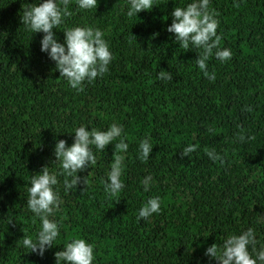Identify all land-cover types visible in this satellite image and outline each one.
Listing matches in <instances>:
<instances>
[{
	"label": "trees",
	"instance_id": "obj_1",
	"mask_svg": "<svg viewBox=\"0 0 264 264\" xmlns=\"http://www.w3.org/2000/svg\"><path fill=\"white\" fill-rule=\"evenodd\" d=\"M36 2L0 0V264H56L55 253L73 238L94 245L93 264H218L206 249L249 227L259 250L264 245V0H210L220 47L233 53L227 62L209 59L214 81L196 64L199 50L184 51L167 31L173 8L193 0H154L150 11L132 17L129 0H98L91 10L71 0L73 14L62 29H100L114 56L109 71L86 81L83 92L59 77L55 61L41 51L44 34L22 24L23 8ZM53 31L64 43L63 30ZM163 70L171 72V81L157 78ZM113 123L123 127L129 145L120 153L125 156L121 193L109 197L104 188L114 144L104 151L93 148L97 164L78 173L88 175L87 186L81 182L65 191L56 142L71 146L79 126L107 130ZM145 138L153 145L146 163L139 159ZM189 144L197 150L182 158ZM213 149L223 164L206 154ZM45 165L58 174L55 190L63 203L50 217L60 235L40 256L22 240L24 234L35 239L42 226L27 198L32 176ZM149 175L153 183L145 192L141 181ZM157 196L161 212L138 220L139 210ZM249 251L255 258L251 246Z\"/></svg>",
	"mask_w": 264,
	"mask_h": 264
},
{
	"label": "clouds",
	"instance_id": "obj_2",
	"mask_svg": "<svg viewBox=\"0 0 264 264\" xmlns=\"http://www.w3.org/2000/svg\"><path fill=\"white\" fill-rule=\"evenodd\" d=\"M71 0H38L30 7L23 8L21 21L26 28L34 33H43L41 39V51L46 52L51 60L55 61L56 69L60 76L64 77L71 88L77 92L84 91V83L93 82L97 77H102L109 71V65L114 59L108 42L104 39V33L91 26L72 27L62 29L65 19L72 16L69 10ZM77 7L83 10L97 9L98 0H76ZM127 15L132 17L142 10H151L155 5L154 0H129ZM238 6V5H236ZM217 13L210 8V0H193L186 7H174L171 12L172 22L167 27L169 33H173L179 46L188 51L195 49L198 58L195 60L204 77L210 81L216 78L215 72H208V61L215 56L221 62L232 59L231 49H221L222 37L217 34L219 21ZM54 29L63 30L65 42L60 43ZM158 79L171 81V72L163 70L158 74ZM251 110L250 108L248 109ZM212 131V129H208ZM74 142L71 146L60 139L54 147L55 161L61 166L60 175L64 176L65 191L76 188L81 182L87 186V176L81 177L79 172L97 164V158L93 148L104 151L109 144H114L113 162L108 173V180L104 182L105 192L109 197L118 196L124 188L121 176L124 170L125 156L120 154L127 152L128 143L122 138L123 127L113 123L107 130H98L81 125L75 130ZM254 139V137H250ZM118 142H115L117 141ZM239 140L243 142L245 136L241 134ZM115 142V143H114ZM153 145L145 138L139 143V159L147 162ZM197 150L195 144H189L181 151V157H189ZM206 154L213 160L224 163V158L215 150H209ZM31 178V186L28 189L27 207L41 221V229L35 239L26 234L23 235L22 245L29 252L44 255L47 248L54 245V241L60 235V228L54 219H50L59 210L61 200L55 186L59 183L58 174L50 172L45 165ZM89 174V173H88ZM141 183L144 191H149L153 183L151 175L146 176ZM116 202H119L117 200ZM161 212L160 197L150 198L139 210L137 219L148 220L154 213ZM13 220H9L11 223ZM256 232L249 227L239 235H229L223 240L222 245L213 243L209 246L205 255L214 258L218 264H264V245L259 250L256 248ZM254 252L255 258L249 251ZM56 264H93L96 259L94 245L83 238H73L63 250L55 253Z\"/></svg>",
	"mask_w": 264,
	"mask_h": 264
}]
</instances>
